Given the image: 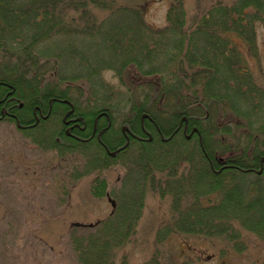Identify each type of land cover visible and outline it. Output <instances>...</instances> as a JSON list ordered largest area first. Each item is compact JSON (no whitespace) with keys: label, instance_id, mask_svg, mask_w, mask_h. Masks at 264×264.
<instances>
[{"label":"trees","instance_id":"1","mask_svg":"<svg viewBox=\"0 0 264 264\" xmlns=\"http://www.w3.org/2000/svg\"><path fill=\"white\" fill-rule=\"evenodd\" d=\"M149 1L0 0V54L5 57L4 50H11L15 57V63L0 69V76L16 73L17 77L4 79L16 84V100H28L25 107L36 94L49 95L56 89V97L65 98L76 92L74 83L92 84L94 79L103 91L101 106L110 110L107 99L114 94L113 86L101 75L112 70L123 81L134 74L145 104L134 106L130 125L141 110L151 114L162 132L173 131L181 113L197 117L208 161L219 165L222 157L235 167L211 172L199 151L201 172L180 175L176 171L187 158L190 141L174 134L165 145L160 139L140 143L112 213L95 224L73 223L70 242L80 264H130L126 257L117 263L118 251L135 236L149 189L172 199L168 223L158 230L157 241L174 232L197 235L212 241L216 249L219 245L224 264H235L227 253L246 249L244 231L264 240V175L249 176L241 169L253 166L254 159L264 154V122L255 120L258 109L264 108V86L245 66L246 54L257 49V26L264 27V0H216L191 17L185 0H170L167 25L162 28L145 19ZM97 11L104 13L101 19ZM48 77L53 81L42 85ZM128 92L126 101L139 93ZM157 101L165 107L155 110ZM163 111H170L169 118ZM210 111L230 128L210 132L208 124L214 119ZM110 130L109 136L116 135ZM219 134L230 136L231 143L214 141ZM47 140L62 154L69 146L77 150L65 138ZM105 143L117 147L110 138ZM100 154L106 161L105 152ZM108 166L101 162L96 169ZM93 194H107L105 179L95 180ZM142 264L164 263L157 252ZM253 264H264V258Z\"/></svg>","mask_w":264,"mask_h":264},{"label":"rangeland","instance_id":"2","mask_svg":"<svg viewBox=\"0 0 264 264\" xmlns=\"http://www.w3.org/2000/svg\"><path fill=\"white\" fill-rule=\"evenodd\" d=\"M215 1L185 0L188 16L203 12ZM169 2L170 0L148 2L145 14L148 24L156 28L167 25ZM97 13L101 19L104 13ZM4 51L5 57L0 54V69L15 63L12 55L14 51ZM245 61L254 81L264 86V27L261 25L257 26L255 54H246ZM15 74L7 72L5 77L0 76V110L4 106L3 98L8 97L6 107L10 104L11 115L19 119L8 115L1 117L0 114V264H80L70 242L73 223L95 224L112 213L113 203L118 201L121 187L124 188V176L126 172H131L130 166L136 155H139L136 151L140 143L161 140L165 145L174 134L190 141L187 158L176 171L180 175L184 172H201L203 168L198 167L199 151L203 152L204 158L210 164L211 172H224L235 168L228 163L218 165L215 160L208 161L209 155L197 117L193 119L181 113L176 118L173 131L162 132L154 124L151 114L147 110H141L135 122L130 125L127 121L135 117L134 106L145 104L141 89L135 88L138 78L134 74L125 76L122 81L112 70L103 72L101 77L114 90L113 96L107 99L110 110H104L101 106L105 102L103 91L97 89L94 79L90 80L92 84L86 81L82 84L74 83L72 86L76 92L69 93L65 98L56 97L59 94L54 89L49 95L36 94L35 97L40 99L39 104L32 103L33 100L29 99V107L17 109L14 105L17 98L16 84H11V90L9 84L1 81L3 78L17 77ZM49 81H53L52 78L48 77L41 84ZM128 90L139 93L126 101L130 95ZM147 105L150 106L151 102ZM157 105L158 101L155 110L164 106ZM97 109L99 112L96 111L94 115L89 112ZM19 110H22L24 118ZM163 113L165 117L171 115L170 111ZM212 114L210 111L209 116ZM257 115L258 118L254 119L264 122V108L260 111L258 109ZM215 116L211 124H208L210 132L214 133L213 128H230L226 121L217 122ZM204 118L205 116L202 119ZM162 121L170 124L169 120ZM21 123L32 126L20 127ZM184 123L188 125L185 131ZM71 126L74 129L71 132L68 129L67 134L66 129ZM257 127L258 124L255 128ZM111 128L116 135H108ZM51 137L71 141L77 145L74 147L77 150L69 146L67 152L62 154L58 148L49 146L47 138ZM106 138L117 143V147L110 148L105 143ZM214 141L228 146L232 140L226 134H219ZM103 151L107 156L104 158H107L106 161L102 160L100 154ZM113 151L115 154L111 155ZM96 156L101 160L96 159ZM263 158L264 154H261L254 159L253 166L243 167L242 171L248 172L249 176L264 175ZM206 160L202 159L204 163ZM101 162H108L109 166L96 169ZM254 166L257 169L262 167L258 170L261 172H251ZM97 179H105L107 182V194L102 197L93 194V185ZM129 189L130 185L126 187V190ZM159 191L148 190L137 232L118 251L117 263L122 257H126L130 264H142L160 252L164 264H224L220 259L222 249H218L219 245H216V249L211 244L212 241H206L197 235L174 232L163 241H157L158 230L163 223H168L172 203L169 196L161 197ZM243 233L248 245L246 249L241 252L228 250L227 256L235 264L262 261L264 240L254 233Z\"/></svg>","mask_w":264,"mask_h":264},{"label":"flooded vegetation","instance_id":"3","mask_svg":"<svg viewBox=\"0 0 264 264\" xmlns=\"http://www.w3.org/2000/svg\"><path fill=\"white\" fill-rule=\"evenodd\" d=\"M7 98H8V97H4V98H3L4 106H2V108H1V110H0L1 117L8 115V116L14 117V118H16L17 120H19V119L17 118V116H15V115H11V114H12V112H11V105L9 104L10 106L8 105V107H6V104L9 102V100H7ZM5 102H6V103H5ZM17 106H18L20 109L25 108L23 102L17 104ZM9 109H10V110H9ZM40 111H41V110H39V113H40ZM34 112H36V111H34ZM19 113L21 114V116H22L23 118L25 117L24 114H23V112H22V110L19 111ZM184 121L186 122L187 120L184 119ZM21 124H22V123H21ZM19 126H20V127H28V126H32V124H31V125H24V124H22V125H19ZM187 126H188V125H187L186 123H184V127H185V128H183L184 131H185V129H188ZM68 129H69V132H71L74 128H73V126L68 127V128L66 129V133H67V134H69ZM83 131H84V130H83ZM186 132H187V131H186ZM262 162H264V161H262ZM220 163H223V162H220ZM225 164H227V163H225ZM225 164H221V165H225ZM261 168H262V167H261ZM261 168H259V169H261ZM259 169L255 168V166H254V169H252L251 172H259V171H258Z\"/></svg>","mask_w":264,"mask_h":264},{"label":"bare ground","instance_id":"4","mask_svg":"<svg viewBox=\"0 0 264 264\" xmlns=\"http://www.w3.org/2000/svg\"><path fill=\"white\" fill-rule=\"evenodd\" d=\"M1 81L6 82L7 85L9 84L8 86H9V88L12 90V87H11V84H12V83L8 82V80L6 81L4 78L1 79ZM31 100H33L32 103L34 102V103H38V104H39V100H40V99H39L38 97L33 96V98H32ZM14 102H15V104H14L15 107L17 106V104L22 103V102L24 103V106H25V102H24V100H21V99H20V100H16V99H15ZM30 103H31V102H30ZM17 107H18V106H17ZM28 107H29V105H28ZM18 108H19V107H18Z\"/></svg>","mask_w":264,"mask_h":264},{"label":"water","instance_id":"5","mask_svg":"<svg viewBox=\"0 0 264 264\" xmlns=\"http://www.w3.org/2000/svg\"><path fill=\"white\" fill-rule=\"evenodd\" d=\"M124 129H126V127H124ZM115 154V152L113 151V152H111V155H114ZM264 159V158H263ZM259 172H261V171H259Z\"/></svg>","mask_w":264,"mask_h":264}]
</instances>
